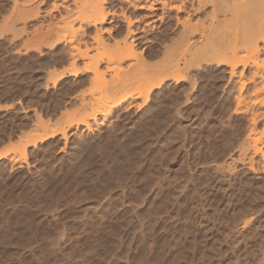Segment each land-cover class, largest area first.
I'll use <instances>...</instances> for the list:
<instances>
[{"label":"rangeland","instance_id":"1","mask_svg":"<svg viewBox=\"0 0 264 264\" xmlns=\"http://www.w3.org/2000/svg\"><path fill=\"white\" fill-rule=\"evenodd\" d=\"M62 2L0 0V151L18 150L0 160V264H264V170L238 165L231 187L214 168L240 153L252 112L263 127L264 106L236 108L242 68L198 59L147 101L77 125L101 87L64 74L69 46L33 32L58 28Z\"/></svg>","mask_w":264,"mask_h":264},{"label":"bare ground","instance_id":"2","mask_svg":"<svg viewBox=\"0 0 264 264\" xmlns=\"http://www.w3.org/2000/svg\"><path fill=\"white\" fill-rule=\"evenodd\" d=\"M62 3L65 11L60 14L58 28L53 29L54 23L46 21L48 24L37 25L40 27L33 32L35 37L37 34L48 40L57 36L52 44L63 40L69 46L65 52L71 70L64 74L73 78L87 74L84 81L101 87L102 96L77 125H88L98 115L107 117L113 109L132 99L147 101L155 88L171 78L173 71L188 67L198 59L226 65L231 69V76L242 68L240 96L236 97V108L242 113L250 111L249 101L264 106V59L261 57L264 47L259 45L264 42V0H63ZM157 24L161 25L160 32L153 37L151 31ZM87 30L93 33L88 39L85 38ZM153 44L156 51L164 53V59L158 64L151 61L158 56L151 48ZM247 71L248 78L242 80ZM182 76L179 73L174 77ZM137 82L141 86L131 91L130 86ZM251 84L255 89L248 97L244 92ZM82 97V107L89 109V101ZM261 114L264 117V112ZM251 116L250 130L241 143L240 153L230 154V158L228 155L221 165L215 164L216 174L224 177L216 178L218 182L230 181L229 176H233L231 173L238 165L252 173L264 170V122L260 128L259 115L252 112ZM58 132L59 129L27 139L20 150L22 156L26 159L29 146L44 143ZM12 150H1L0 160L18 151ZM258 156L263 162L256 161ZM226 173L229 180L225 178ZM229 183L231 187L235 185L233 180Z\"/></svg>","mask_w":264,"mask_h":264}]
</instances>
